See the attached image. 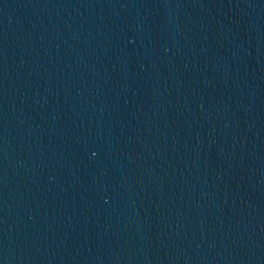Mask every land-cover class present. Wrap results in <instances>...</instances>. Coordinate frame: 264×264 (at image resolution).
Instances as JSON below:
<instances>
[{
	"label": "water",
	"instance_id": "95a60500",
	"mask_svg": "<svg viewBox=\"0 0 264 264\" xmlns=\"http://www.w3.org/2000/svg\"><path fill=\"white\" fill-rule=\"evenodd\" d=\"M0 264H264V0H0Z\"/></svg>",
	"mask_w": 264,
	"mask_h": 264
}]
</instances>
